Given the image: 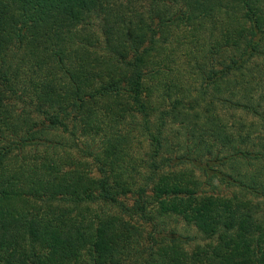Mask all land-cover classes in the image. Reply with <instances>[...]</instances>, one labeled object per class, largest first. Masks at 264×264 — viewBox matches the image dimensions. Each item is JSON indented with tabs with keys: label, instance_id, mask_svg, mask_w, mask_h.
I'll use <instances>...</instances> for the list:
<instances>
[{
	"label": "trees",
	"instance_id": "obj_1",
	"mask_svg": "<svg viewBox=\"0 0 264 264\" xmlns=\"http://www.w3.org/2000/svg\"><path fill=\"white\" fill-rule=\"evenodd\" d=\"M0 264H264V0H0Z\"/></svg>",
	"mask_w": 264,
	"mask_h": 264
},
{
	"label": "rangeland",
	"instance_id": "obj_2",
	"mask_svg": "<svg viewBox=\"0 0 264 264\" xmlns=\"http://www.w3.org/2000/svg\"><path fill=\"white\" fill-rule=\"evenodd\" d=\"M96 29L99 37L102 39L100 46L103 49L106 45V39L104 37V29L103 23L101 20H96ZM212 191V190H211ZM222 195H231L233 192H236V188L227 189L224 188L220 189ZM217 195V194H216ZM173 226L177 228V230L186 238L189 237L188 243H186V248L189 251H193L198 245H206L209 242H215L214 239H210L207 236L203 235L199 229L192 223L184 219H180L177 223L173 224Z\"/></svg>",
	"mask_w": 264,
	"mask_h": 264
}]
</instances>
